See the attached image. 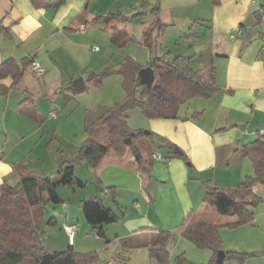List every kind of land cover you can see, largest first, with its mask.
Wrapping results in <instances>:
<instances>
[{"label":"crops","instance_id":"crops-1","mask_svg":"<svg viewBox=\"0 0 264 264\" xmlns=\"http://www.w3.org/2000/svg\"><path fill=\"white\" fill-rule=\"evenodd\" d=\"M35 1L40 2L36 5L31 0H0V25L9 30L8 35L0 34V62L8 57L20 60L27 54H33V62L44 68V72L38 75L29 66V72L24 70L17 86H11L10 78L0 80V84L8 87L5 92H0V182L15 179L14 166L17 164L27 165L40 175L53 173L58 168L57 140L44 128L45 118L31 94L34 88H44L49 82L53 91L58 87V78L44 85L45 82L38 83L34 76H45L47 80L59 58L81 57L92 31L85 29L76 33L75 30L85 28L86 23H93L91 18L96 15L88 6L91 0H61L57 5H54V0ZM209 5L198 21L210 34L213 48L208 46L206 49L214 55L219 90L207 99L195 97L197 106L189 108L186 103L180 113L187 117L185 119L145 117L143 125L149 130V137L142 138L139 146L142 156L148 158L152 165L151 177L145 187L136 167L120 162L114 156L108 155L97 171V186L102 191L103 187L107 188L105 196L94 190L88 197L96 196L104 205L115 209L117 220L124 224L123 232H119L121 227L118 225L113 228L116 230V253L119 245L126 250L130 247L144 248L148 252L146 246L124 245L121 240L133 233L150 237L157 231V221L161 217H169V221L174 217V223L178 221L179 224L167 222L169 224L164 229L178 228L181 235L185 215L196 210L204 200L209 204L215 201L216 192L207 189L204 181L233 186L252 172V164L239 149L264 129V51L261 36L264 31V0H209ZM78 16L82 17L79 21ZM66 25L73 29H67ZM237 26L241 27V34L230 38L228 32ZM63 34L73 40L63 41ZM203 47L198 46L194 52L206 50ZM190 63L194 67L193 57ZM79 73L72 77H78ZM73 79L67 80L65 88L77 90L72 87ZM50 111L53 110H49L48 115ZM195 111L201 112L191 116ZM147 144L162 146L163 152L153 150L150 156H146L144 148ZM174 148L188 156L190 166L175 156ZM157 154L166 157L167 161L154 158ZM72 157L64 155L62 162ZM86 168L91 172L88 165ZM106 197L113 198L114 202L112 200L111 204L104 200ZM167 199L175 206L161 209L160 205L162 207ZM130 201L131 205L128 204ZM61 208L65 209L63 222L67 223L69 209L65 203ZM154 208L156 211L151 218L149 214ZM76 224L79 228V223ZM105 225L110 228V223ZM173 256L174 252H171L170 257ZM121 264L130 263L122 261Z\"/></svg>","mask_w":264,"mask_h":264},{"label":"trees","instance_id":"trees-1","mask_svg":"<svg viewBox=\"0 0 264 264\" xmlns=\"http://www.w3.org/2000/svg\"><path fill=\"white\" fill-rule=\"evenodd\" d=\"M33 4L38 1L31 0ZM48 3V2H47ZM61 0H54V5ZM146 4V3H143ZM84 5L83 9H86ZM147 8L155 16L154 20L143 24L141 41L149 49V59L145 66L151 68L153 81L150 85L140 80L138 71L145 67L132 58H126L117 68H107L101 72H90L88 80L97 85L103 75L115 71L132 72V84L125 98L109 106L97 110H84L85 137L79 144L74 159L64 161L50 174L40 175L27 165L14 166L15 179L0 182V264H38L46 252L43 243V232L40 227L44 221V207L50 201L61 202L57 186L84 185V181L74 173V161L85 162L93 176L96 177L100 165L108 155L118 161L132 165L140 172L142 184L151 177L152 165L148 158L142 156L136 139L139 128L127 124V111L140 109L146 118L177 119L187 118L180 115L181 108L192 98L207 99L219 90L216 81V67L213 53L203 50L197 53L199 66L194 68L190 57L175 54L165 58L164 54H156L155 40L168 23H163L158 15L159 6L148 4ZM82 17H77V21ZM127 20L119 13H100L91 18L94 24H100L110 29V41L121 45L130 38L125 28L118 27L119 20ZM67 29H73L66 25ZM264 31H262L263 33ZM0 34H9L6 26L0 25ZM34 61L33 54H27L20 60L8 57L0 62V80L10 78L11 86H17L24 70ZM7 86L0 84V92H5ZM201 111H195L191 116H197ZM128 140V142H126ZM239 152L247 157L253 167V173L245 175L234 186H220L214 181L206 180L207 189L216 192L214 203L204 200L196 210L189 211L184 218L181 236L192 242L197 248H207L212 251L208 264H218L215 261L217 251L224 252V258H231L238 253L223 250L220 227L234 226L253 219L252 207L260 196L253 190L255 183L264 184V135L258 131L256 137L242 144ZM175 156L191 165L188 156L183 152ZM82 211L85 221L90 225L92 233L104 236V225L115 222L118 214L103 204L100 198L91 196L83 200ZM171 237L169 230H157L144 237L133 233L124 237L121 243L130 246H146L149 258L157 264H169L170 255L167 242ZM108 241V240H107ZM264 253V251H263ZM175 264H196L183 253L174 256ZM98 262L94 252H77L69 244L66 249L52 250L49 264H92Z\"/></svg>","mask_w":264,"mask_h":264},{"label":"rangeland","instance_id":"rangeland-1","mask_svg":"<svg viewBox=\"0 0 264 264\" xmlns=\"http://www.w3.org/2000/svg\"><path fill=\"white\" fill-rule=\"evenodd\" d=\"M88 4L94 14L113 12L125 16L127 20H119L116 25L125 28L130 38L121 45L114 44L109 39V27L103 28L97 24L86 23L85 28L75 30L76 33L83 32L85 29L92 31V35H89L87 47L83 49L81 57L59 58L56 67L52 68L47 80L45 76H34L38 83L45 82L44 85L51 79L58 78V87L53 91L50 88V82L44 88H34L31 91L35 98L36 107L45 118L44 128L50 135H54L57 140L55 146L58 150V164L62 163L64 155L73 156V159L76 156L77 148L85 137L83 125L85 108L93 111L99 107L109 106L123 100L132 84L131 71L125 74L115 71L103 75L101 82L97 85L88 80L90 72L98 73L107 68H117L126 58H132L142 66L146 65L149 59V49L141 41V30L143 24L149 23L155 18L147 8L148 4H157L161 21L168 23L155 40L156 47L154 50L156 54H164L165 58H171L175 54L193 57L194 68H197L199 66L198 52L195 53L196 50L194 49L198 46L199 48L204 46V49L208 46L210 49L213 48V44L209 41L210 34L198 21V18H201L202 14H205L208 10L209 0H91ZM63 35V41L73 40L72 37ZM90 45L95 48L91 49ZM76 72H81L78 76L82 77L84 86L78 90L65 88L69 78L77 77H72ZM195 101L193 98L186 103L190 108L197 106ZM49 110H53L54 115H48ZM181 111L183 112L184 109L181 108L180 113H182ZM126 114L127 124L142 131L136 139L139 146L142 138L149 137L147 135L149 130L143 125L146 121L145 116L138 108H132ZM161 147L147 144L144 148L146 150L145 155L150 156L153 150L163 152ZM86 165L85 162L79 159L75 160L73 164L75 175L84 181V185L59 184L56 190L62 201L58 203L48 201L45 204L44 221L40 227L43 232L45 249L51 251L63 250L70 244L74 251L94 252L98 262L92 264H121L122 261L130 264H157L149 259L148 252L147 250L145 252L144 248L140 250L130 247L126 250L120 248L119 245L116 249L119 252L114 251L116 247V242H114L116 230L113 228L118 225L121 227L119 232L124 231V224L119 223L118 220L110 223V228L104 225V236H98L91 232L90 225L85 222L82 211L83 198H89V194L94 190L105 196L107 188L103 187L102 191L97 186V177L89 172ZM252 173L253 169L250 175ZM253 190L260 196V199L252 207V221L220 227L222 249L238 253L231 258H224L221 264H264V184L255 183ZM104 200L109 201L111 204L112 200L114 202L111 197H106ZM166 201L162 203V207L160 205L161 209H169L175 206L169 204L171 200L167 199ZM63 203L69 209L67 223L75 222L76 224L78 222L80 225L78 228V224H76L77 228L72 242H69L68 234L63 228L65 223L63 221L66 216L65 209L61 208ZM128 204L131 205V201ZM117 208L120 210L119 207ZM155 211V208L151 210L149 214L151 218H153ZM157 222L159 226L157 230L166 228L169 224L167 222H171L172 225L179 224L178 221L174 223V217L170 218V221L169 217H164V219L161 217ZM84 224L87 225L86 229ZM169 231L171 232V237L167 242L169 255L171 252H174V256L183 253L184 256L196 264L209 263L212 256L210 249L197 248L192 242L179 234L178 228ZM174 256L170 257L169 264H175Z\"/></svg>","mask_w":264,"mask_h":264},{"label":"water","instance_id":"water-1","mask_svg":"<svg viewBox=\"0 0 264 264\" xmlns=\"http://www.w3.org/2000/svg\"><path fill=\"white\" fill-rule=\"evenodd\" d=\"M138 75L140 76V80L147 85H150L153 81V73H152L151 68L148 66L140 68V70L138 71ZM83 86H84V82L81 76H78L73 79L72 87L74 89L78 90V89H81ZM126 142H128V140H126ZM174 152L179 153L180 150L177 148H174ZM223 257H224V252L222 250L217 251L216 256H215V261L218 264H221L223 261ZM49 258H50V252H45L42 255V258L38 264H49Z\"/></svg>","mask_w":264,"mask_h":264},{"label":"built area","instance_id":"built-area-1","mask_svg":"<svg viewBox=\"0 0 264 264\" xmlns=\"http://www.w3.org/2000/svg\"><path fill=\"white\" fill-rule=\"evenodd\" d=\"M242 32V29L240 26H237L233 29H231L229 32H228V36L230 38H234L236 36H239ZM262 49L264 51V32L262 33ZM95 48V47H93ZM31 69L38 75L42 74L44 72V68L36 63V62H32L31 64ZM50 115H54V111H50ZM262 133L264 135V129L262 130ZM154 158L156 159H160V160H163V161H167V158L166 157H162L161 155L157 154V155H154ZM63 228L65 229V231L67 232L68 234V240L69 242H72L73 241V238H74V235H75V231H76V228H77V225L75 223H64L63 224Z\"/></svg>","mask_w":264,"mask_h":264}]
</instances>
